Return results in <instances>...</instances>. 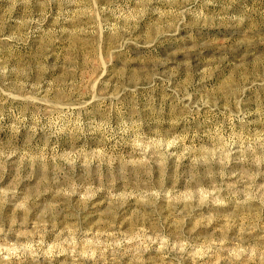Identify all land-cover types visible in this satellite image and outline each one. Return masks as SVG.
<instances>
[{
  "label": "rangeland",
  "instance_id": "rangeland-1",
  "mask_svg": "<svg viewBox=\"0 0 264 264\" xmlns=\"http://www.w3.org/2000/svg\"><path fill=\"white\" fill-rule=\"evenodd\" d=\"M0 264H264V0H0Z\"/></svg>",
  "mask_w": 264,
  "mask_h": 264
}]
</instances>
